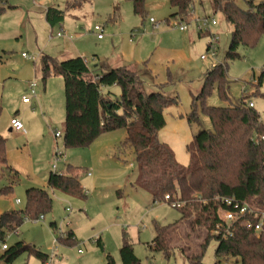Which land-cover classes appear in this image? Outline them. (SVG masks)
<instances>
[{
	"label": "rangeland",
	"instance_id": "rangeland-1",
	"mask_svg": "<svg viewBox=\"0 0 264 264\" xmlns=\"http://www.w3.org/2000/svg\"><path fill=\"white\" fill-rule=\"evenodd\" d=\"M233 1L247 8L246 0ZM49 6L64 8L65 0H0V90L4 86L5 99L11 98L9 105L15 106L9 116L17 111L22 120L16 118L25 128L32 112L43 119V102L38 95L37 98L30 95L26 88L28 81L35 82L37 92L49 78L43 99L44 104L51 105L45 137L35 139L28 135L29 142L21 144L20 135L10 133L9 128L0 132L6 139V158L10 147L7 163L18 172V180L6 193L2 190L9 177L5 174L0 178V213L24 211L26 188L43 187L45 182L41 179L48 170L63 173L68 165L79 168L78 178L86 195L71 197L47 188L50 210L40 214L42 218L38 221L23 215L22 223L14 231H7L4 238L7 246L23 241L47 257L42 260L24 252L14 263L105 264L108 253L116 264H121L119 247L126 239L140 264H188V255L198 250L208 234L202 226L189 228L188 221L195 213L192 211L188 220L168 231V254L150 249L148 245L156 235L155 225H173L180 212L167 202H153L151 193L137 185L138 163L133 150L120 147L126 135L123 128L100 134L86 147H63L62 78L53 74L43 78L41 69L45 62L51 65L52 59L77 55L84 57L90 68L98 62L126 65L143 81L145 91H160L171 101L163 110L165 124L157 131V138L168 145L178 164L187 166V144L200 129H211L199 105L198 123L188 121L193 98L200 92L203 75L211 66L227 63L228 100L220 98L213 85L205 97L206 106H231L245 97L253 103L260 118H264V76L257 82L264 69V33L257 36L253 46L240 43L236 50L238 57L225 59L232 27L221 12L212 11L210 0H194L184 20L169 22L165 19L173 8L168 0H144L140 14L134 12L132 0H89L80 8L67 11L62 22L52 27L42 14ZM150 18L159 22L157 29H153ZM196 18H207V30L205 27L197 30L202 22L195 21ZM182 24L187 30L178 29ZM96 25L102 26V31L94 30ZM60 28L65 36H56ZM97 34L103 39L98 40ZM211 41L215 57L206 50ZM22 94L32 100L34 108L29 105L27 110L18 108ZM9 116L0 109V129L7 125ZM54 131L61 136L55 137ZM16 199L19 203H15ZM69 230L74 235L72 242L67 243L63 239ZM60 237L52 247L53 241ZM216 245L215 239L209 240L202 258L204 264H239L234 259L216 263Z\"/></svg>",
	"mask_w": 264,
	"mask_h": 264
},
{
	"label": "trees",
	"instance_id": "trees-1",
	"mask_svg": "<svg viewBox=\"0 0 264 264\" xmlns=\"http://www.w3.org/2000/svg\"><path fill=\"white\" fill-rule=\"evenodd\" d=\"M89 0H65V7L49 6L44 18L49 26L59 24L67 11L75 10ZM194 0H168L173 8L170 19L184 20L193 8ZM242 8L233 0H210L213 12H221L231 25V39L225 51V59L238 57L240 43L253 46L260 33H264V0L254 3L246 0ZM135 13H142L144 0H132ZM1 10V9H0ZM209 48V43L206 50ZM42 75L62 78L64 118L62 142L64 148L86 147L100 134L123 128L126 132L120 147H130L138 163L137 185L151 193L152 201H163L169 194L182 202L177 207L180 218L168 226L155 225L156 235L148 245L150 249L168 254V231L189 219V228L202 226L207 236L198 250L188 255V264H204L203 255L211 239L217 245L215 262L234 259L239 264H264V225L259 232L254 229L258 218L255 214L243 215L232 222V235L227 239L212 233L219 222V213L231 209L220 202L221 197L232 198L239 204L251 202L255 208L264 209V118L261 119L245 97L238 103L225 107L205 105V97L215 85L220 98L228 100L227 63L211 66L202 78L200 92L193 98L188 121L198 123L197 105L208 117L211 129H200L186 149L187 166L177 163L172 150L157 138V131L165 124L163 110L171 101L160 91L147 92L143 81L125 65L108 67L102 73H94L82 56L61 61L52 60L42 66ZM264 76V69L258 83ZM117 89L116 92L113 89ZM264 117V116H263ZM263 137V138H262ZM6 139L0 135V178L9 177L6 193L18 180V172L7 163ZM78 167L68 165L65 172L51 171L47 188L71 197L85 196L78 178ZM24 211L10 210L0 213V243H4L7 231H14L23 221L36 219L51 208L47 189L29 187L25 190ZM54 223H50L53 226ZM61 240L62 237L58 238ZM72 242L69 230L63 239ZM0 264H15L21 253L32 254L44 260L47 255L23 241H17L2 249ZM121 264H140L132 244L123 239L119 247ZM25 264V263H24ZM105 264H116L110 254Z\"/></svg>",
	"mask_w": 264,
	"mask_h": 264
},
{
	"label": "built area",
	"instance_id": "built-area-1",
	"mask_svg": "<svg viewBox=\"0 0 264 264\" xmlns=\"http://www.w3.org/2000/svg\"><path fill=\"white\" fill-rule=\"evenodd\" d=\"M199 20L202 22V24L197 26V30L202 31L204 30V27H205V30H207V27L209 24L207 18H203V19L196 18L195 19V21H199ZM150 22L152 23L153 29H157L159 27V22L155 21L153 18H150ZM210 23L213 25L215 24V21L212 20ZM102 29H103L102 26H99V25L94 26V30L96 31H102ZM178 29L185 31L187 30V26L185 24H182L178 26ZM65 35L66 33L62 28H60L59 31L56 33V36H65ZM97 38H102V35L97 34ZM208 49H209L210 55L212 57H215L216 49H215V46L212 44V41L209 42ZM22 55L24 57H27L26 54H22ZM201 58L204 59L205 56H201ZM31 59L33 60V57H31ZM35 86L36 84L34 81H30L28 83L29 93L33 97H35L36 95ZM22 101L27 103L30 101V98L23 96ZM247 103L249 107H253V103L251 101H248ZM10 126H11V129L15 132H18L21 134L26 133V128L24 127L23 123L16 117H13L10 119ZM54 136L59 138L61 136V133L59 131H54ZM53 168H55V165H53ZM163 201L169 203L172 207H175V208L180 207L183 204L179 200L173 199L169 194H165L163 196ZM220 202L226 206L232 207L231 209H224L220 211L219 222L216 224L215 228L212 230V233L220 236V238L227 239L228 237H230L232 235V222L245 214L246 215L255 214V216L258 218L256 224L254 225V229L257 232H259L261 227L264 225V209L260 210L258 208H255L251 202H245V203L239 204L238 202H235L232 198H229V197H221ZM15 203H19V200L16 199ZM155 203H157V201H155ZM41 218L42 217L39 216L34 220L38 221V219H41ZM7 234L8 233L6 232V235ZM57 240L58 239H55L53 241L52 247L55 245ZM1 248L5 249L6 244H1Z\"/></svg>",
	"mask_w": 264,
	"mask_h": 264
},
{
	"label": "crops",
	"instance_id": "crops-1",
	"mask_svg": "<svg viewBox=\"0 0 264 264\" xmlns=\"http://www.w3.org/2000/svg\"><path fill=\"white\" fill-rule=\"evenodd\" d=\"M44 11L45 9L42 11V14L44 16ZM45 19V18H44ZM98 40H102L103 38H97ZM23 56V55H22ZM24 57V56H23ZM67 57V55H66ZM46 58H50L48 56H46ZM69 58V57H67ZM66 59V58H65ZM52 60H55V59H52ZM63 59H59L58 61H61ZM120 65H123V64H119V63H116V65H112V64H109L107 62H102V63H95L94 67L91 68L92 71L94 73H102L106 68L108 67H116V66H120ZM126 66V65H125ZM30 81L27 82L26 84V88L28 89V83ZM49 84V78L46 80V81H43V84L41 87L38 88L37 92H36V95L35 97L37 98V95L39 96V98L41 99V101L43 102V114H41L43 117V119L41 117H39L36 113V112H32L31 114V120L29 122H26L25 126H26V133L25 134H21V133H18V132H15L11 129V126H10V119L13 118V117H18V115L16 114L17 111H15V114L9 116V113L11 110H13V108H15V106L13 105H9V102L12 101L11 98L10 100H6L5 99V89H4V86L3 88H1L0 90V104L3 105V107L1 106V111H2V108L5 110L7 116H9V121L7 122V125H5L4 128L0 129V132H4L5 129L9 128V132L10 133H13L14 135H20L21 139H20V142L21 144H25V142H29L28 139H27V136L30 135V138H35L37 139L38 137H45V133H46V130H45V126L48 125V121L47 119L50 118V112H49V109H48V106L51 108V105H46L44 104V99H43V95L46 94V91H47V85ZM36 87V86H35ZM23 96V94H22ZM63 101H64V95H63ZM26 105H29L31 106L30 108H34L35 104L32 103V100L30 99L29 102L25 103L21 100V103H20V106H18V108L20 107L22 110H27V106ZM64 105V104H63ZM25 108V109H23ZM63 109H64V106H63ZM16 110H19V109H16ZM25 114L21 115V116H24ZM47 117V119H46ZM19 118V117H18ZM63 118H64V113H63ZM20 120H22L21 118H19ZM62 126H63V120H62ZM9 152H10V147H7V158L9 157ZM51 173V170H48L47 173L43 176V179H41V181L44 183L45 182V185L41 188H45L47 189V178L49 176V174ZM30 187H34V186H30ZM29 188V187H28ZM37 188H40V187H37ZM51 192L54 193V191L51 190ZM73 232V231H72ZM73 235H74V232H73Z\"/></svg>",
	"mask_w": 264,
	"mask_h": 264
}]
</instances>
